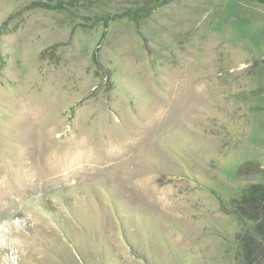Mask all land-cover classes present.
I'll list each match as a JSON object with an SVG mask.
<instances>
[{"label": "rangeland", "instance_id": "rangeland-1", "mask_svg": "<svg viewBox=\"0 0 264 264\" xmlns=\"http://www.w3.org/2000/svg\"><path fill=\"white\" fill-rule=\"evenodd\" d=\"M245 164L263 3L0 0V220L37 222L9 264H238Z\"/></svg>", "mask_w": 264, "mask_h": 264}, {"label": "trees", "instance_id": "trees-1", "mask_svg": "<svg viewBox=\"0 0 264 264\" xmlns=\"http://www.w3.org/2000/svg\"><path fill=\"white\" fill-rule=\"evenodd\" d=\"M264 4V0H252ZM244 169L263 173L264 169L245 164ZM243 226L238 234L240 251L238 264H264V184L251 185L239 199H233L227 209Z\"/></svg>", "mask_w": 264, "mask_h": 264}, {"label": "clouds", "instance_id": "clouds-1", "mask_svg": "<svg viewBox=\"0 0 264 264\" xmlns=\"http://www.w3.org/2000/svg\"><path fill=\"white\" fill-rule=\"evenodd\" d=\"M6 208H0V212H7ZM36 220L29 212H8V215L0 220V264H9V261H18L27 254V242L24 239L25 230L35 227Z\"/></svg>", "mask_w": 264, "mask_h": 264}]
</instances>
